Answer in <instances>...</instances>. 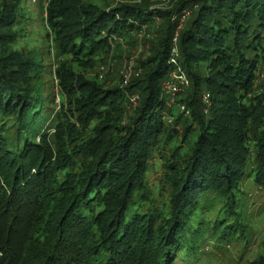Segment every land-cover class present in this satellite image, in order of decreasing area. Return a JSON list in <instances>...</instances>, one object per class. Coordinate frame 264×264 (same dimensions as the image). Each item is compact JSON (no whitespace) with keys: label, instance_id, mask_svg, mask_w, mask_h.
<instances>
[{"label":"trees","instance_id":"16d2710c","mask_svg":"<svg viewBox=\"0 0 264 264\" xmlns=\"http://www.w3.org/2000/svg\"><path fill=\"white\" fill-rule=\"evenodd\" d=\"M22 1L0 0V264H191L208 241L240 256L259 245L241 187L256 189L264 211V0H182L165 11L143 0H34L42 40L24 35ZM156 18L141 78L103 88L80 75ZM173 47L189 121L183 147L155 168L183 118L166 129ZM49 56L58 69H46Z\"/></svg>","mask_w":264,"mask_h":264},{"label":"rangeland","instance_id":"374dc122","mask_svg":"<svg viewBox=\"0 0 264 264\" xmlns=\"http://www.w3.org/2000/svg\"><path fill=\"white\" fill-rule=\"evenodd\" d=\"M132 0H86V2H91L97 4L98 6L105 7L110 5H115L118 3L123 2H130ZM135 1V0H134ZM144 2H148L149 9L155 10H171L174 8L178 3L182 0H143ZM189 1V0H183ZM49 0L44 2V8H46ZM190 7V5H188ZM187 6L188 9H190ZM22 7L24 8L25 12L27 13V18H31L29 22L26 23L28 29L27 32L24 34L29 38L30 33H39V39H44V35L46 34L47 25L43 22H40V19L37 16V8L35 7L34 0H23ZM45 15V13H44ZM45 17V16H44ZM161 23V18H156L150 27H143L140 33H135L134 37L131 40H122L120 41V46L113 47V52H111L110 57L106 60L104 68H98L97 66H90L89 64L85 67L79 68L80 75L88 80L96 81L99 85L103 88L109 87H123L127 86L130 81L136 78H141L143 74V69L140 68V62L149 54L150 44L151 42L156 39V30L159 29ZM24 36V37H25ZM24 39V38H23ZM32 39V38H31ZM28 43L27 41H21L17 44L16 47H20ZM40 40L35 42V45L38 47L40 45ZM64 61V60H63ZM65 67H68V63H64ZM100 65V64H99ZM59 68V64H52V56H49V61L47 62L46 69L47 70H55ZM74 72H76V68H72ZM130 72L131 74L128 77V84H122V79L124 75ZM259 79L258 82L264 83V62L260 67ZM48 79L53 80V92L55 96V102L57 104L58 95L60 94V88L56 86V78L50 75H47ZM137 80L135 81V83ZM123 85V86H121ZM135 95V94H133ZM129 97L133 98L132 94H128ZM136 96L139 97V94L136 93ZM181 96L179 99H181ZM130 98V99H131ZM180 103V102H179ZM182 104V103H181ZM57 109L58 107L55 106ZM168 108V106H167ZM167 108L163 109V117L166 124V129L169 130L172 126H174V119L177 117L178 112H181L177 105H172L171 110L174 113L173 116L170 115ZM171 122L168 121L171 118ZM185 121H189V113H183L182 121H179L178 124L175 125L177 134L174 140H171L168 144L160 143L158 149L155 150V154L151 160L153 166L155 168L160 167V164L167 159L172 158V154H176V145L179 144V147H183L184 143H178L181 137L182 132L185 129L186 123ZM147 179L152 183L154 180V174H148ZM248 181H244L241 189L245 191L247 194L245 199L248 200V213L251 212L253 215V231L256 234V240L258 239L259 242L255 244H251L247 250L240 256L239 246H229L228 249L219 247L215 245L214 242L208 241L205 243L203 247V252L199 256V258L192 262L191 264H251V262H256L257 259L263 257L264 259V245L262 244V238L257 236L258 232L264 231V211L262 210V197L257 194L256 189L250 184L247 183ZM257 245V246H256ZM256 260V261H255ZM177 263V262H175ZM182 264V263H180Z\"/></svg>","mask_w":264,"mask_h":264},{"label":"built area","instance_id":"2783aa9c","mask_svg":"<svg viewBox=\"0 0 264 264\" xmlns=\"http://www.w3.org/2000/svg\"><path fill=\"white\" fill-rule=\"evenodd\" d=\"M190 15V9L187 7H183L181 11L179 12L177 16L176 21V32L182 28L184 25L186 19ZM176 41V35L173 37V42ZM177 50L175 47H173L170 51L169 55V63H171L172 67L165 80L162 83L161 86V93L162 96L165 98L167 105L176 104L179 107V110L183 113L188 114V110L185 108L183 104H179L177 99L178 96L181 94V92L184 91V88L188 86V80L186 79L185 75L181 72V70L177 67ZM131 73L128 72L124 75V78L122 79V84H126L128 82V77ZM134 100V99H132ZM205 102H208L207 97H204ZM172 118H169L168 121L171 122Z\"/></svg>","mask_w":264,"mask_h":264}]
</instances>
